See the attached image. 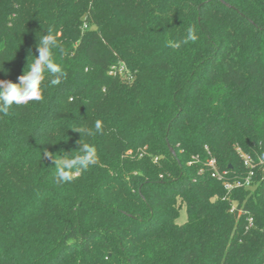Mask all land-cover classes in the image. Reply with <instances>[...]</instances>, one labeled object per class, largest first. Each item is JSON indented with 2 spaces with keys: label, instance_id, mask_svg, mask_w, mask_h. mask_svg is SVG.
<instances>
[{
  "label": "trees",
  "instance_id": "16d2710c",
  "mask_svg": "<svg viewBox=\"0 0 264 264\" xmlns=\"http://www.w3.org/2000/svg\"><path fill=\"white\" fill-rule=\"evenodd\" d=\"M49 28L65 81L0 114V264H264V0H0V79ZM238 147L254 182L227 191L207 162L246 177Z\"/></svg>",
  "mask_w": 264,
  "mask_h": 264
},
{
  "label": "clouds",
  "instance_id": "9594fccd",
  "mask_svg": "<svg viewBox=\"0 0 264 264\" xmlns=\"http://www.w3.org/2000/svg\"><path fill=\"white\" fill-rule=\"evenodd\" d=\"M46 34L38 38V55H33L35 59L27 63V71L18 77V82L9 79H0V114L7 116L14 105H27L30 101H40L42 99L41 85L45 80V74L50 75L52 86L61 85L67 73L62 67L54 62V50L60 48L57 36L51 28L45 30ZM198 39L193 27L189 26L187 35L183 43L195 42ZM178 47L179 44H171ZM31 54V53H30ZM32 55V54H31ZM26 69V68H25ZM0 71L7 72V69L0 67ZM78 130L81 134V130ZM103 132V122L95 121V132L87 130L88 135ZM81 154H60L59 158L55 155H48L54 161L56 168L55 178L58 183L73 181L76 177L73 170L86 171L90 166L97 163V153L94 146L82 143L79 149Z\"/></svg>",
  "mask_w": 264,
  "mask_h": 264
},
{
  "label": "built area",
  "instance_id": "2783aa9c",
  "mask_svg": "<svg viewBox=\"0 0 264 264\" xmlns=\"http://www.w3.org/2000/svg\"><path fill=\"white\" fill-rule=\"evenodd\" d=\"M87 27V26H85ZM114 72V68L112 69L111 73ZM125 73V66L124 65H121L120 67V74H124ZM237 153L239 155V157H241L243 163H244V166L248 169V175L246 177H236L234 180H228L227 179V174H226V171H219V169L217 168V160L216 158H211L208 160L207 162V165L211 168L212 170V174L213 177H216L218 178L219 180H223L224 181V185H225V188L227 191H231L233 189H237V188H242V189H248L250 188L252 185H253V182H254V177H255V173H254V168H255V162H254V158L250 155V154H246L245 152H243V150L238 147L237 148ZM200 158L198 155L196 156H192V160L189 162V164H193L197 161H199ZM231 212L233 211H236V207L235 205L232 204V207H231ZM243 211L240 210V214L242 213ZM248 224H249V227H252L254 226L253 224V218L252 217H249L248 218Z\"/></svg>",
  "mask_w": 264,
  "mask_h": 264
},
{
  "label": "rangeland",
  "instance_id": "374dc122",
  "mask_svg": "<svg viewBox=\"0 0 264 264\" xmlns=\"http://www.w3.org/2000/svg\"><path fill=\"white\" fill-rule=\"evenodd\" d=\"M186 220H187V210L185 209V207H182L180 216L176 220V222H177V224H181V223L185 222Z\"/></svg>",
  "mask_w": 264,
  "mask_h": 264
},
{
  "label": "water",
  "instance_id": "95a60500",
  "mask_svg": "<svg viewBox=\"0 0 264 264\" xmlns=\"http://www.w3.org/2000/svg\"><path fill=\"white\" fill-rule=\"evenodd\" d=\"M172 153H174L173 149L171 148Z\"/></svg>",
  "mask_w": 264,
  "mask_h": 264
}]
</instances>
